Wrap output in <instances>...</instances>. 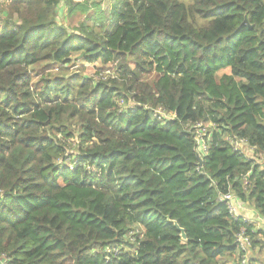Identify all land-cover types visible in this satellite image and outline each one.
Segmentation results:
<instances>
[{"label": "trees", "instance_id": "obj_1", "mask_svg": "<svg viewBox=\"0 0 264 264\" xmlns=\"http://www.w3.org/2000/svg\"><path fill=\"white\" fill-rule=\"evenodd\" d=\"M5 1L0 264H231L222 196L264 217V0Z\"/></svg>", "mask_w": 264, "mask_h": 264}, {"label": "built area", "instance_id": "obj_2", "mask_svg": "<svg viewBox=\"0 0 264 264\" xmlns=\"http://www.w3.org/2000/svg\"><path fill=\"white\" fill-rule=\"evenodd\" d=\"M157 114L158 115L155 117L159 120L165 118L163 112H157ZM202 134L198 133V135ZM199 143L201 151L205 152L206 147L202 142L199 141ZM243 145H246L244 141L235 140L232 147L233 150L239 151L246 156V153L242 149ZM253 151L252 148H248V152H250L252 156L254 155ZM252 156L247 157L251 158ZM244 183L247 185L248 182L245 181ZM222 200L227 203L228 214L232 218L236 220L240 219L242 223H246L250 227L249 231H247L246 228H242L237 234L235 244L237 246L238 255L231 264H264V217L260 216L252 205L240 201L232 193L224 194ZM246 205L253 208L252 217H250L249 213L247 215H242L238 212L239 208H244Z\"/></svg>", "mask_w": 264, "mask_h": 264}, {"label": "rangeland", "instance_id": "obj_3", "mask_svg": "<svg viewBox=\"0 0 264 264\" xmlns=\"http://www.w3.org/2000/svg\"><path fill=\"white\" fill-rule=\"evenodd\" d=\"M4 5V1H0V18H4L3 16H4V13L2 14V6ZM58 13L60 12L61 13V10L60 11H57ZM61 21H62V19H61ZM65 23H66V21H65V19H64V22H63V24L65 25ZM70 32V31H69ZM79 65V64H78ZM80 66V65H79ZM83 68H85V69H87L83 74L84 75H88V76H92V75H94V76H96V77H100V75H97V74H95V70H93V68H92V66H89V67H83ZM78 68H77V66H75V67H72L71 68V70H74V71H76ZM104 70H106V69H104ZM110 71H112V70H110ZM99 74H103V75H105L106 74V72L105 71H103V70H101L100 71V73ZM203 135H198L197 134V139H200L201 137H202Z\"/></svg>", "mask_w": 264, "mask_h": 264}, {"label": "crops", "instance_id": "obj_4", "mask_svg": "<svg viewBox=\"0 0 264 264\" xmlns=\"http://www.w3.org/2000/svg\"><path fill=\"white\" fill-rule=\"evenodd\" d=\"M4 2H6L5 0H2ZM248 146L247 145H243L242 149L243 151L246 153V156H252V154H250V152H248ZM238 212L242 215H247L249 213L250 217L253 216V208L250 207L249 205H246V207H241L239 208Z\"/></svg>", "mask_w": 264, "mask_h": 264}, {"label": "water", "instance_id": "obj_5", "mask_svg": "<svg viewBox=\"0 0 264 264\" xmlns=\"http://www.w3.org/2000/svg\"><path fill=\"white\" fill-rule=\"evenodd\" d=\"M197 159H198V166L200 167L201 163H202V159L199 157V155H197ZM173 225L177 228V230H179L181 240L185 241L186 240V236H185L184 231L178 227L176 222H173Z\"/></svg>", "mask_w": 264, "mask_h": 264}]
</instances>
